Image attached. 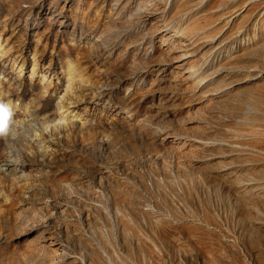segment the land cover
<instances>
[{
    "label": "rangeland",
    "instance_id": "rangeland-1",
    "mask_svg": "<svg viewBox=\"0 0 264 264\" xmlns=\"http://www.w3.org/2000/svg\"><path fill=\"white\" fill-rule=\"evenodd\" d=\"M0 94V264H264V0H0Z\"/></svg>",
    "mask_w": 264,
    "mask_h": 264
},
{
    "label": "clouds",
    "instance_id": "clouds-1",
    "mask_svg": "<svg viewBox=\"0 0 264 264\" xmlns=\"http://www.w3.org/2000/svg\"><path fill=\"white\" fill-rule=\"evenodd\" d=\"M21 125L15 117L14 106L10 104L2 94H0V140L5 142L6 147L14 143L21 134ZM14 153H5L6 157H14ZM18 166V159L11 158L7 161Z\"/></svg>",
    "mask_w": 264,
    "mask_h": 264
},
{
    "label": "bare ground",
    "instance_id": "bare-ground-1",
    "mask_svg": "<svg viewBox=\"0 0 264 264\" xmlns=\"http://www.w3.org/2000/svg\"><path fill=\"white\" fill-rule=\"evenodd\" d=\"M261 1V0H260ZM251 4V3H250Z\"/></svg>",
    "mask_w": 264,
    "mask_h": 264
}]
</instances>
